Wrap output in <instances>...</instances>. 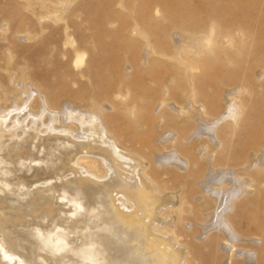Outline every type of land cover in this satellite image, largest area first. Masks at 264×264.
<instances>
[{
    "label": "bare ground",
    "instance_id": "1",
    "mask_svg": "<svg viewBox=\"0 0 264 264\" xmlns=\"http://www.w3.org/2000/svg\"><path fill=\"white\" fill-rule=\"evenodd\" d=\"M75 1L0 0V264H264V0Z\"/></svg>",
    "mask_w": 264,
    "mask_h": 264
},
{
    "label": "rangeland",
    "instance_id": "2",
    "mask_svg": "<svg viewBox=\"0 0 264 264\" xmlns=\"http://www.w3.org/2000/svg\"><path fill=\"white\" fill-rule=\"evenodd\" d=\"M77 1H79V0H76L75 2H77ZM145 30L146 31H149V28H145ZM3 113L5 114V116H7L8 118H14V116H13V114H11L8 110L7 111H3ZM259 200V202H262V201H264V193H261L260 194V196L258 197V199H257V201ZM241 231H244V232H247V231H251V232H253V228H250L249 230L247 229V224L246 223H244V224H241V226H240V228H239ZM245 250H247V249H245V248H243V250H241V251H236V254L238 253V252H241L242 254L244 253V254H247V253H249V252H251V254H253L254 252H255V250L254 249H251V251H245ZM264 250V249H263ZM222 255H223V257H226L227 256V250L225 251H222ZM225 255V256H224ZM239 257H243V256H239ZM238 257V258H239Z\"/></svg>",
    "mask_w": 264,
    "mask_h": 264
}]
</instances>
